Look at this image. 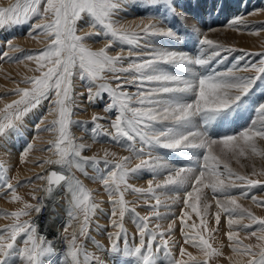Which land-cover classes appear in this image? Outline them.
Listing matches in <instances>:
<instances>
[{"label": "snow or ice", "instance_id": "obj_1", "mask_svg": "<svg viewBox=\"0 0 264 264\" xmlns=\"http://www.w3.org/2000/svg\"><path fill=\"white\" fill-rule=\"evenodd\" d=\"M129 2L15 0L9 7H0V29L39 18L41 22L32 25L29 34L38 33L49 40L38 54L26 57L35 62V70L40 74L24 78L21 82L29 87L15 88L12 94L18 99L0 109V141L9 140L11 133L19 135L24 117L44 101H49V114H54L55 118L45 128H40L39 124L36 127L37 131L55 133V140L49 142L50 147L46 150L56 159L38 161V164L57 167L46 170L47 174H38L36 179L46 182L40 189L45 196H51L62 185L68 195V220L61 235L66 242V251L58 253L52 241L38 233L35 220L22 219L33 213L39 214L44 207V197L39 198L37 204L25 201L17 193L21 182L17 180L13 184L10 169L0 164V194L10 195L11 201L22 204L16 211L0 210V216L12 218L11 224L0 228V264H106L80 240L91 239L89 225L100 205L95 201L93 191L73 169L93 182H99L108 195L110 222L116 231L108 234L109 248L96 241L93 243L109 258L119 259L120 264H209L211 259L223 255V245L213 247L204 234L210 236L217 232L215 226L220 225L222 216L228 228L225 233L228 247L237 257L235 260L228 257L229 264H264V216L256 215L239 202L248 197L251 189L264 185V181L251 178L264 176V169L257 172L253 165V171L244 175L230 166L231 160L239 163L241 157L264 159V148L260 147L264 142V102L253 109L254 116L246 125L239 130L229 127L234 114L238 115L244 107L253 86L264 79V58L258 63H245L243 67L233 64L218 71L212 66L213 62L221 63L218 57L228 49L203 35L196 24L190 32L196 36L199 45L196 54L157 47L151 38L166 37L178 41L180 35L171 26L160 27L158 23L141 22L135 28L120 24L117 17L126 10L125 5ZM133 2L163 9L174 17L179 15L175 0ZM180 19L182 23L185 20L182 16ZM165 20L166 16L160 17L161 23ZM241 23V19L234 18L229 26L235 28ZM84 28L92 31H84ZM93 37H104L107 42L93 50L85 43ZM117 43L129 46L127 55L123 51L110 54L109 50ZM8 46L14 51L19 50L11 41ZM256 55L264 56V53ZM3 56L14 59L7 51ZM169 67L179 69L183 74H175ZM242 72L255 75H241ZM106 74H111L115 84ZM74 79L87 82L90 104L107 94L109 102L105 104L104 112H115L114 119L92 116L93 140L106 135L129 155L116 158L117 153L108 150L103 156L83 155L91 145L77 142L71 127H83L89 122L73 119L74 109L78 107L75 97L83 95L74 91ZM126 85L135 86L136 91H127ZM102 119H110L111 131L99 123ZM32 148V144L26 145L21 162ZM160 149L171 150L188 163H174L161 155ZM134 160L138 162L133 165ZM86 168H92L95 175L88 176ZM143 173L152 175L147 187L129 183L130 178H139ZM31 180L29 178L28 182ZM205 189L210 190L215 202L214 211H211L213 204ZM236 189L242 191L237 195ZM127 193L143 198L149 215L141 216L136 207H130ZM167 193L173 194L168 198L170 203L161 200V195ZM32 199H37L34 193ZM251 200L257 207H264V198L252 195ZM176 204L182 205L179 215L171 210ZM161 207L164 212L160 211ZM126 214L132 216L137 229L132 243L124 224ZM193 214L198 218V224L194 220L188 223ZM164 220H170L167 227L162 226ZM213 220L215 226L210 228ZM152 221H156L154 227L150 226ZM177 222L182 243L173 239ZM69 228H72L71 232ZM249 230V235L259 243L245 244L240 238V232ZM137 236L138 243L135 242ZM185 245L198 249L203 259L194 256Z\"/></svg>", "mask_w": 264, "mask_h": 264}, {"label": "rangeland", "instance_id": "obj_2", "mask_svg": "<svg viewBox=\"0 0 264 264\" xmlns=\"http://www.w3.org/2000/svg\"><path fill=\"white\" fill-rule=\"evenodd\" d=\"M15 3V0H0V7H9ZM177 5L176 11L179 14L174 17L170 14H166L163 9H157L154 7L144 6L140 2H133L130 0L128 4L125 5V11L121 12L117 19L119 23L125 27L135 28L136 25L147 23H158L160 27L171 26L173 30L177 31L180 35L178 41H173L166 37H153L151 38L157 47H166L170 50L186 51L189 54H196L199 50V45L196 42V36L190 34L191 27L196 24L203 35H206L209 39L215 41L219 45H223L227 51H222L221 56L218 60L221 63L213 62V67L218 71H224L231 67L233 64H238L243 67L245 63H258L260 59L264 56H258L257 53H264V0H175ZM166 16V20L161 23L160 17ZM184 17L185 20L182 23L180 17ZM155 17V18H152ZM234 18H239L243 21L240 25L233 28L230 27V22ZM41 22L39 18H34L29 23H24L20 25L8 26L6 28L0 29V109H2L5 104L11 103L13 100L18 99V97L13 93V90L17 87L24 88L29 87V85L22 83L21 81L26 77H32L39 75L35 69L37 65L34 61H29L26 59L29 55H36L39 51L43 50L48 44L49 40L46 36L40 35L38 33L32 32V25ZM84 31H92L90 28H84ZM83 34V33H80ZM11 41L12 45L18 46V51L12 50L8 46V42ZM107 40L104 37H93L85 41V43L91 47L93 50H98L103 47ZM144 41L141 40V45ZM7 51L8 55L13 57V60L7 59L3 56V53ZM110 54L115 55L123 51L124 55L128 54L129 46L114 44L113 48L109 50ZM134 51H140L139 49H134ZM127 61L125 62V66ZM168 67V66H166ZM169 70L175 74H183L179 69L170 68ZM241 75H255L253 72L240 73ZM109 81H111V74H106ZM76 93H83V95H77L75 97L78 107L74 109V120L88 121L89 123L83 127L78 125H73L71 127L72 134L74 137L78 138L77 142L85 143L91 145L90 149H87L83 155L92 156L98 155L103 156L105 150L110 152H116L117 157L129 155L127 151L122 149L119 145L114 144L110 137L106 135H101L97 140H93L91 129L93 127L91 123L92 116L94 114L99 116L115 118V112L105 113L104 106L109 102L107 94H102V97L97 99L94 104H90L87 100V82L81 81L79 79H74ZM127 91L135 92L136 88L132 85H126ZM93 91H96L93 88ZM264 102V79H260L253 86L250 91L249 96L245 100L244 107L239 111V114H234L233 121L230 123L229 127L232 130H239L242 126L246 125L250 119L254 116L253 109L257 107L260 103ZM49 101H44L36 109L29 112L23 119V123L20 125V134L16 133L10 134V139L7 141H0V164L9 168V176L13 177L12 183L16 184L17 180L21 182V186L17 188V193L23 197V199L29 203L36 204L38 199L33 200L32 194L34 193L37 198H39L38 193L42 189V184L45 186L46 182L40 179H36L38 174H47V171L53 170L56 167L53 165L44 164L42 167L39 166L38 161H43L46 159H56V157L46 149L50 147L49 142L54 141L56 136L55 133L50 131H37V125L40 128H45L49 125V122L55 118L54 114H49ZM44 123H40L41 120ZM100 124L104 125L105 128H109L110 119H102L99 121ZM215 127V125L213 126ZM109 131L111 129L109 128ZM76 133V134H75ZM32 144L33 148L29 152L28 156L25 158L24 162H21V154L24 152L27 144ZM260 147L264 148V142H261ZM160 154L165 156L167 159H171L172 162L178 163L180 165L187 164L188 161L183 157L171 152V150L160 149ZM111 158V157H110ZM138 161H133V165ZM253 165L257 172L264 169V159L260 157L248 156L241 157L239 163L233 159L230 161V166L238 173L249 175L253 171ZM44 166H48L44 170ZM103 167V164H101ZM50 168V169H49ZM43 169V170H42ZM75 175L84 183V185L93 191L94 199L99 203L100 207L96 214L93 216L92 221L89 225V237L80 238L86 248L93 252L95 255L100 256L105 260L106 264H120L119 259H111L104 252L98 251L96 245L93 241L98 242L105 248L110 247V241L108 239V234L116 231L111 226L110 215H111V205L108 202V195L104 191L102 185L99 182H93L83 173L76 171ZM88 176L95 175L92 168H86ZM29 178H32L31 182H28ZM152 178L150 173H143L139 178H130L129 183L136 187H147V181ZM253 179H260L264 181V176H252ZM43 186V187H44ZM6 191V190H5ZM59 192H53L51 196H46L49 200L53 196V199L57 200V203L62 204L63 195L66 193V188ZM242 190L236 189L235 194H239ZM208 193V198L212 201L210 190L205 189ZM44 193V192H43ZM62 194V197H61ZM172 193L162 194L161 200L170 203L168 199L172 196ZM255 195L258 198H264V185L257 186L248 192L247 198H241L239 202L250 208L256 215L264 216V207H257L251 200V196ZM51 199V200H53ZM61 202H60V201ZM67 200L68 195L64 197V202L61 207H58L55 211V218L57 225L60 222V226L63 228L64 223L61 225V219L65 217L67 213ZM126 200L130 203V207H136V211L140 213L141 216L149 215V208L144 204V199L138 197L137 194L127 193ZM59 201V202H58ZM149 203H155V201H149ZM213 208L211 211L215 210V202L212 201ZM22 207L20 202H13L9 196L0 194V210L7 212L16 211ZM182 205L176 204L171 206V210L175 215H179L181 212ZM161 212L165 209L161 207ZM31 217H23L22 219H33ZM62 216V217H61ZM60 219V220H59ZM195 221L197 224L199 220L192 215V220L188 223ZM170 220L162 221V226L167 227ZM11 217L0 216V228L3 226L11 224ZM156 221H152L150 226L155 225ZM245 223H248L246 220ZM125 228L129 233V242L132 243L133 235H136L137 229L133 222V218L130 214H126L124 220ZM214 220L209 224V227H214ZM218 227V231L208 233L204 235L212 243L213 247L221 248L223 255L215 257L209 261V264H229L228 257H232L234 260L237 257L232 253L231 249L228 247L229 241L225 233L228 231L226 225V219L224 216L221 218V223ZM254 230V229H253ZM61 231V230H60ZM72 228H69V232ZM251 230L248 232L242 231L239 233L240 238L245 244H257L259 243L255 237L249 235ZM248 237L247 239L245 237ZM138 236L136 237V243H138ZM173 239L182 243V237L179 228V222L175 229ZM123 242L121 240V247ZM187 250L191 252L198 259H203L202 253L191 246L185 245ZM178 254V249L176 250ZM187 259V257H185Z\"/></svg>", "mask_w": 264, "mask_h": 264}, {"label": "bare ground", "instance_id": "obj_3", "mask_svg": "<svg viewBox=\"0 0 264 264\" xmlns=\"http://www.w3.org/2000/svg\"><path fill=\"white\" fill-rule=\"evenodd\" d=\"M76 134V133H75ZM78 139V138H77ZM52 167H57V166H51ZM48 168V166H44V170H46ZM42 169V170H43ZM50 169V168H49ZM43 184H42V188H43ZM63 190V192H65V187L62 185V186H59L55 189V192H59ZM37 195H40L42 197H44V201L46 200L49 204V213H48V219L46 221H44V218L46 216V213L47 211L43 212L41 214V212L39 214H34V220H36V225L38 227V230L39 228H41L43 230L44 233H42V235H44L48 240L52 241L53 245L55 246L56 250L58 253H63L64 251H66V249H62V246H61V235L63 234L64 232V226L68 220V216L67 214L65 215V219L62 221L61 225L64 223L63 225V228L59 225L61 220L59 221V224L57 226H55V228L51 227L53 225L56 224L55 220H54V216L56 215L55 214V210L58 208V207H61L63 202H64V197L67 196V194L65 193V195H63V201L60 202V203H57V200L53 199V196L51 197V199L53 200H49L45 194L43 193V191L41 190L40 193H38ZM61 197H62V194H61ZM58 201V202H59ZM62 217V216H61ZM63 218V217H62ZM75 226V225H74ZM61 230V231H60ZM46 232V233H45ZM58 245V246H57Z\"/></svg>", "mask_w": 264, "mask_h": 264}, {"label": "built area", "instance_id": "obj_4", "mask_svg": "<svg viewBox=\"0 0 264 264\" xmlns=\"http://www.w3.org/2000/svg\"><path fill=\"white\" fill-rule=\"evenodd\" d=\"M41 197H42V196L39 195V198H41ZM39 198H37L38 201L36 202V204L40 202V199H39ZM43 203H44V207L41 209V214H42L43 212L47 211L46 216H45V218H44V221H46V220L48 219L49 204H48V202H47L46 200H45V201L43 200ZM33 220H34V216H33ZM35 222H36V220H35ZM38 233H39V234H42V233H44V232H43V230H42L41 228H39ZM45 233H46V232H45ZM60 240H61V246H62V249H66V242H65L62 238H61ZM57 246H58V245H57Z\"/></svg>", "mask_w": 264, "mask_h": 264}, {"label": "crops", "instance_id": "obj_5", "mask_svg": "<svg viewBox=\"0 0 264 264\" xmlns=\"http://www.w3.org/2000/svg\"><path fill=\"white\" fill-rule=\"evenodd\" d=\"M64 214H67V213H63V215H64ZM63 218H65V217H63ZM63 218H61V219H63ZM55 222H56V219H55ZM55 226H57V222H56L55 225H53V226H51V227L55 228Z\"/></svg>", "mask_w": 264, "mask_h": 264}]
</instances>
